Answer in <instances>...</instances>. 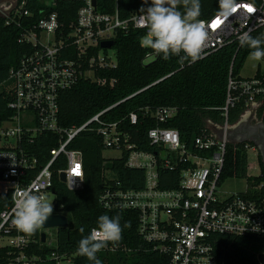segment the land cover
I'll return each mask as SVG.
<instances>
[{"label": "built area", "instance_id": "1", "mask_svg": "<svg viewBox=\"0 0 264 264\" xmlns=\"http://www.w3.org/2000/svg\"><path fill=\"white\" fill-rule=\"evenodd\" d=\"M64 1L80 4L75 20L65 25L57 11L47 13L42 10L43 15L35 29L24 32L20 38L32 44L34 50L12 67L5 79H0V246L17 251L10 264H37L39 260L25 252L35 242L34 237L18 230L13 223L16 193L29 189L46 199L51 194L54 204L52 166L61 159H65L67 167L58 171L60 181L72 190L83 188V152L70 145L88 129L103 138L104 152H119L120 157L125 149H129L127 165L144 169L142 189H109L102 195V202L108 209L136 210L141 236L154 243L160 252L169 253V264H226L211 242L215 234L256 236L264 240V182L247 186L242 192L221 195L227 144L234 126L228 123L229 110L243 102L245 109L240 120L263 121L264 67H257L251 76L239 77L234 75L231 66L223 108L226 121L210 133L195 138V147L200 153H194L182 144L176 128L160 126L177 113L172 106H160L152 112L159 125L151 128L148 136L161 152L165 151L164 155L160 154V159L152 153L135 150L117 123L103 126L100 118L112 106L80 126L65 129L59 125L61 92L81 79L105 84L107 80L97 72L115 67L117 53L115 44L104 48L102 43L116 42L120 33L134 29L146 32L139 27V16L141 8L148 5L144 0H138L137 8L126 11L121 9L119 0ZM44 2L57 4V0ZM27 3L28 0H0V15L6 18L7 24L14 23L18 16L31 15L25 8ZM237 8L239 10L227 20L218 13L202 19L208 26L209 36L201 58L229 44L241 47L237 41L239 32L248 31L253 36L261 30L264 35V0H240ZM112 50L114 53L110 54ZM153 57L156 55L151 50L147 58ZM137 120V114L131 113L130 121L137 123ZM45 133L57 136V146L50 149V159L34 176L32 172L40 161L32 146ZM179 166H182L179 187L162 188L160 170ZM63 172L65 181L61 180ZM58 230L57 227L41 226L40 233L46 234L42 244L56 247ZM119 240L109 242L104 248L118 250ZM121 249L127 250L124 246ZM261 254L264 252L258 254V264H264L259 258ZM231 264L243 263L234 261Z\"/></svg>", "mask_w": 264, "mask_h": 264}, {"label": "trees", "instance_id": "2", "mask_svg": "<svg viewBox=\"0 0 264 264\" xmlns=\"http://www.w3.org/2000/svg\"><path fill=\"white\" fill-rule=\"evenodd\" d=\"M119 1L121 9L126 11L139 6L138 0ZM79 6L78 2L64 0H57L55 6L47 5L44 0H28L25 8L31 15L18 16V20L11 24H7L6 18L0 15V79H5L9 70L34 50L32 44L21 41L20 38L24 32L35 29L37 21L43 15L42 10L47 13L57 11L60 19L68 25L75 20ZM178 10L184 11L183 0H180ZM216 13L217 0H200L199 19L210 18ZM145 33V30L134 29L117 36L114 45L117 64L97 72V75L107 80L105 84L81 79L72 88L61 92L59 125L65 129L80 126L112 106L100 118L103 126L117 123L119 130L128 135L135 150L152 153L160 159L161 148L152 144L148 136L149 130L159 125L152 112L160 106H172L177 109V113L160 126L176 128L182 144L188 150L200 153L195 147V138L210 133L226 121L223 108L226 104L231 66L234 75L240 77L252 50L229 44L194 63L175 56L168 60L158 56L150 59L147 54L151 50L142 48L139 43ZM253 37L264 38V35L260 30ZM244 109L243 102L231 107L228 123L235 125ZM133 112L137 114V123L130 121V114ZM247 145L254 146L251 141L228 142L222 182L228 178L246 179L248 187L264 182L262 155L259 154L261 174L250 176L248 173ZM55 146L57 136L52 133H45L37 138L32 148L40 164H37L38 168L32 175L35 176L38 169L47 163L51 157L50 149ZM70 147L83 152V188L72 190L60 181L58 171L67 167L65 159L52 166L53 191L56 194L52 213L65 214L69 225L59 228L56 247L42 244L41 233L39 229L36 230L31 234L35 242L25 252L29 256L38 257L37 264H92L87 257L79 254L78 241L97 227L100 215L107 214L120 218L122 233L118 250L103 248L97 253L100 264H169L171 255L160 252L154 243L141 236L136 210L108 209L102 202V195L109 189L138 190L144 187V169L127 165L130 150L125 149L123 155L117 158L105 157L103 138L91 129L81 132ZM181 168L182 166L172 170L161 169L160 186L164 189L178 188ZM81 228L84 229L83 232ZM211 242L226 264L234 261L258 264V254L264 252V240L256 236L215 234L212 235ZM122 246L127 250L121 249ZM16 252L15 249L0 246V264H10V259L16 256Z\"/></svg>", "mask_w": 264, "mask_h": 264}, {"label": "clouds", "instance_id": "3", "mask_svg": "<svg viewBox=\"0 0 264 264\" xmlns=\"http://www.w3.org/2000/svg\"><path fill=\"white\" fill-rule=\"evenodd\" d=\"M144 3L148 6L141 8L139 16V27L146 29L139 41L142 48L152 50L164 60L175 56L194 63L201 58L209 33L206 22L199 19L200 0H183V12L177 10L180 0H144ZM217 3L218 15L227 20L239 10L240 0H217ZM237 41L241 47L252 50L250 59L264 60V38L253 37L248 31H243L237 33ZM12 212L17 229L32 234L45 225L52 214V201L33 194L29 189L21 190L16 193ZM121 233L118 216L100 215L97 227L78 241V252L92 264H100L97 253L109 242L118 241Z\"/></svg>", "mask_w": 264, "mask_h": 264}, {"label": "rangeland", "instance_id": "4", "mask_svg": "<svg viewBox=\"0 0 264 264\" xmlns=\"http://www.w3.org/2000/svg\"><path fill=\"white\" fill-rule=\"evenodd\" d=\"M114 50L110 51V54H113ZM152 59V58H150ZM150 59L148 61H150ZM264 67V61H254L252 59H250V55L248 56V58L245 61V64L240 72V74L244 77L247 76H251L253 75L256 70L257 67ZM251 118H244L239 120L237 123L241 124V123H245L242 121L245 120H249L250 121ZM252 121L250 123H254L256 122V120L251 119ZM236 123V124H237ZM243 125V124H242ZM242 125L238 126V129L242 128ZM236 126V125H235ZM235 138L231 139L232 141H239L238 137L239 136H234ZM259 149L257 148V146L249 148L248 150V158H249V163L250 164V169L248 171L250 176H257L261 174V167L259 164ZM119 152H114V151H106L104 152V156L107 158H117L119 157ZM264 160V159H263ZM247 187V180L246 179H239V178H228L224 181L221 190L223 191V193H221L222 197H225L227 195H229L230 193H234V192H242L243 190H245V188ZM47 200L50 202L54 200V196L49 194L47 195ZM54 232V230L52 231ZM48 244V243H47Z\"/></svg>", "mask_w": 264, "mask_h": 264}, {"label": "water", "instance_id": "5", "mask_svg": "<svg viewBox=\"0 0 264 264\" xmlns=\"http://www.w3.org/2000/svg\"><path fill=\"white\" fill-rule=\"evenodd\" d=\"M115 44L114 40H109V41H104L102 43V46L104 48H110ZM243 122V121H242ZM243 124V125H242ZM236 125V126H235ZM232 129H231V134H230V141L231 139L235 138L234 136H239L238 140L239 141H251L256 146H258L259 143V138L261 136H264V126L262 124H258L257 127H250L246 126L244 123H237L235 124ZM242 125L241 129H238V126ZM243 131L247 134L246 136H242L241 133ZM162 155L165 154V151H162ZM61 180L65 181L66 180V174L63 172L61 174ZM55 193V192H54ZM69 225V220L68 217L65 214L62 213H52L47 221L45 222V225H43L44 228H52V227H57V228H66ZM41 239L42 242H45L46 240V234L45 232L41 233ZM259 258L264 261V254H261Z\"/></svg>", "mask_w": 264, "mask_h": 264}, {"label": "flooded vegetation", "instance_id": "6", "mask_svg": "<svg viewBox=\"0 0 264 264\" xmlns=\"http://www.w3.org/2000/svg\"><path fill=\"white\" fill-rule=\"evenodd\" d=\"M242 136H246L247 134L243 131V133H241ZM257 148L259 149V154L262 155L263 159H264V136H261L259 138V143Z\"/></svg>", "mask_w": 264, "mask_h": 264}, {"label": "crops", "instance_id": "7", "mask_svg": "<svg viewBox=\"0 0 264 264\" xmlns=\"http://www.w3.org/2000/svg\"><path fill=\"white\" fill-rule=\"evenodd\" d=\"M252 120L250 119V121L249 120H245V121H243V122H245L244 124L248 127V126H250V127H257L258 126V124H262L263 126H264V120L263 121H260L259 123H256V122H254V123H250ZM253 143V142H252ZM254 144V143H253ZM256 146V144H254V147ZM264 161V160H263ZM249 164H251V163H249ZM260 164V163H259ZM249 169H250V167H249Z\"/></svg>", "mask_w": 264, "mask_h": 264}, {"label": "snow or ice", "instance_id": "8", "mask_svg": "<svg viewBox=\"0 0 264 264\" xmlns=\"http://www.w3.org/2000/svg\"><path fill=\"white\" fill-rule=\"evenodd\" d=\"M249 11H251V9H249ZM217 23H218V21H217Z\"/></svg>", "mask_w": 264, "mask_h": 264}]
</instances>
